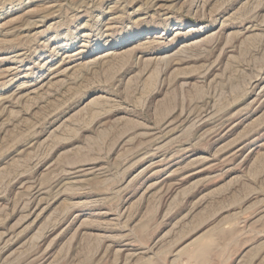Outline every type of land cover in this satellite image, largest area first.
Listing matches in <instances>:
<instances>
[{
	"label": "rangeland",
	"instance_id": "rangeland-1",
	"mask_svg": "<svg viewBox=\"0 0 264 264\" xmlns=\"http://www.w3.org/2000/svg\"><path fill=\"white\" fill-rule=\"evenodd\" d=\"M0 264H264V0H0Z\"/></svg>",
	"mask_w": 264,
	"mask_h": 264
},
{
	"label": "bare ground",
	"instance_id": "bare-ground-1",
	"mask_svg": "<svg viewBox=\"0 0 264 264\" xmlns=\"http://www.w3.org/2000/svg\"><path fill=\"white\" fill-rule=\"evenodd\" d=\"M159 37V36H158ZM117 42H118V40H117ZM120 42V41H119ZM75 183V182H74ZM133 245V244H132ZM206 246V245H205ZM201 250V249H200ZM202 251V250H201Z\"/></svg>",
	"mask_w": 264,
	"mask_h": 264
}]
</instances>
